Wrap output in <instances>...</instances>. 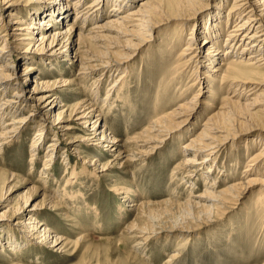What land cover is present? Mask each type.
<instances>
[{
    "label": "bare ground",
    "instance_id": "1",
    "mask_svg": "<svg viewBox=\"0 0 264 264\" xmlns=\"http://www.w3.org/2000/svg\"><path fill=\"white\" fill-rule=\"evenodd\" d=\"M197 1L203 0H140L138 5L132 8L135 0H90L88 3L84 0H74L72 3L68 0L42 2L0 0V148L7 139L12 140L18 137L21 130L18 127L24 125L23 122L26 121L23 111L27 109L32 112L40 111L41 113L42 111L50 118V127L42 128L39 123L34 124L36 130L32 143L29 144V155L32 159L37 153L39 144L50 137L47 145L45 144V155L40 169L42 174L39 178H42L44 183L50 175L48 165L56 156L54 147L62 136L72 130L81 131L80 136L72 140L94 149H101L111 156V159L104 163L97 158L92 160H85L87 159L85 158L82 164L92 165L94 173L105 172L115 165L124 166L128 162L150 154L159 146V143L188 124L190 119L201 118L207 111V107H213V102H210L214 99L211 95L213 91L211 87H215V80L218 77L219 88L227 84V90H230L229 96L222 99L219 109L213 110L204 117L197 133L179 147L183 156L175 165L176 172L171 173L170 178L175 180L177 176H180L190 189L188 198L181 205L185 210L184 215H187L186 220L192 221L191 223L196 224L200 220L212 221L215 217L224 218L240 204L247 192L257 187L255 203L262 211L264 209V0H232L226 11L223 10L226 0H218L214 11L201 20H198L199 12H196L198 9L194 6L198 3ZM193 2L196 3L193 4ZM110 3H112V9L107 8ZM35 4H42V7L35 8ZM24 9L26 11H22ZM57 13L60 15L56 19ZM71 13L74 15L73 20L60 24ZM104 15L107 17L99 20ZM174 20L176 22L173 24L177 26L182 23V26L171 29L172 32L166 37L167 39H164L158 69L164 66L165 68L161 81L155 83L158 84L156 92L159 93H155L154 96V114L141 131L121 142L109 132L110 127L106 124L108 113L106 114L104 109L111 112L125 104L128 99L126 92L131 89H129L128 80L132 77L130 64L134 56L152 42L151 37H154L153 34L159 31L161 26ZM230 20V29L226 31L224 37L223 30L227 28ZM77 21L80 24L74 23ZM89 21L91 23L86 26ZM188 23L193 26L198 24V27L196 26L195 30L192 29L193 31L182 40V27L188 26ZM206 39L209 44L203 46ZM181 43V48L175 53V49ZM23 52H36L45 56L43 60L41 59L42 61H33V57H28V54ZM9 57L14 61L7 63ZM58 58H62L70 66H77L75 75L78 77L93 78L89 91L93 98H88L82 91V97L68 105L60 100L59 89L67 88L66 86L74 82L75 78L70 80L62 77H56L53 80L36 79L40 77L35 73L43 69L48 72L52 70L58 72L55 66V60ZM164 58H172V61L165 65L168 59L164 61ZM218 59L221 62L217 64ZM39 63L41 68L37 65ZM219 72L222 73L217 75ZM33 74L36 77L29 79ZM185 75L191 79V83L187 82L180 91L179 85ZM105 76L106 81L110 77L111 79L105 87L104 96L99 98L101 99L99 107L92 101L97 97V102L98 83L103 81ZM22 77L23 81L19 82ZM163 85H167V90L173 93L180 91L174 96L175 99L172 98L173 100L168 103L164 101L165 99L160 103L162 96L160 90ZM196 85L199 86L190 100L185 99L186 91ZM10 90L12 92L10 96H7L6 93ZM205 93L208 95L202 98ZM255 109L260 113L258 117L261 120H254L256 116L253 110ZM2 121L5 122L2 123ZM235 122H242L246 127L245 130L259 129L260 133L254 141L260 143V147L247 158L241 175L224 187H220L221 181L235 175L228 177L229 173L233 172L231 166L228 169L226 165L222 168L217 164L216 152L228 145H233L238 137L249 132L247 130L237 132V129L233 127ZM74 152L80 153V151ZM61 156L67 159L63 153ZM74 166L72 162L68 173L69 179H73L70 183L76 180L79 174L86 172L82 169L78 171ZM183 170L186 171L181 173ZM15 177V174L5 172L0 185L10 182ZM196 178L202 179L204 183V188L198 194L193 191ZM25 184L28 183L25 181L23 185ZM12 190L13 188H9L7 192L10 193ZM111 190L114 192L113 189ZM126 191L123 187H119L117 194L124 193L123 196H125ZM35 192L37 189L31 186L25 194L33 195ZM64 193L68 198L74 197L72 191ZM173 201L166 199L163 203L170 204ZM149 204L151 203L141 202L137 205L131 202L126 205L133 207L137 212L133 221L124 227L125 233L123 232L125 239L131 242L132 249L128 252V257L136 262H139L138 251H143L140 250V245L162 231L152 226L139 225L138 219L141 218V213L138 211L143 212L142 208L148 207ZM63 207L55 200V196H49L46 193H42L39 203H32L31 198L27 196L22 204L12 206L9 198L2 192L0 209L5 208V210L0 212V216L2 217L5 212L14 213L19 217L26 214L28 221L19 222L20 225L24 224L23 230L27 232V235H13L14 243L12 240L6 244L0 241V253L4 254L3 247H5L9 258L20 259L17 254L28 249L27 247L32 245L30 242L32 240L40 243L41 248H47L51 252L62 255L72 254L86 235L81 234L75 241H71L52 231L47 220L40 219L42 211L49 208L53 213L63 215L66 219L70 218L66 212H63ZM184 223L182 222L180 227L174 225L169 230L188 232L193 225L189 227ZM181 240V242L178 240L174 250L180 249L188 241L187 238ZM70 247L73 249L69 250ZM175 255L176 253H172L170 257ZM82 257L76 264H90L84 256ZM10 264L21 263L12 261Z\"/></svg>",
    "mask_w": 264,
    "mask_h": 264
},
{
    "label": "rangeland",
    "instance_id": "2",
    "mask_svg": "<svg viewBox=\"0 0 264 264\" xmlns=\"http://www.w3.org/2000/svg\"><path fill=\"white\" fill-rule=\"evenodd\" d=\"M38 1L42 2L44 0ZM73 1L68 0L69 3ZM89 1L84 0L85 3ZM139 1L135 0L132 8H135ZM216 1L218 2V0L197 1V4L193 2L195 8L198 9L196 12H199L198 15L200 17L198 20L207 17L214 11ZM231 1L226 0L225 5H223L224 11L229 7ZM35 5V8L42 7V4ZM107 8L112 9V3L108 4ZM22 11H26V9ZM57 14L56 19L60 15L59 13ZM105 17L107 16L104 15L99 20ZM73 18L74 15L71 13L60 24L71 22ZM174 22L176 21L167 22L163 26L158 25L161 27L159 31L153 34L154 37H151L152 42H149L150 44L148 46L143 47L134 56L132 65L130 64V75L132 77L128 80L129 89H131L126 92L128 93V99L125 104L111 112L104 109V112L106 114L108 113L106 116V124L110 127L109 132L119 138L121 142L136 132L141 131V128L147 124L154 114V96L155 93H159L156 92L158 84L155 83L161 81L165 68L164 66V68L158 69V64L161 63L159 58L164 48V39H167L166 37L172 32L171 29L182 26V23L176 26L173 24ZM74 23L77 25L80 24L78 21ZM90 23L91 21L87 22L86 26ZM230 24L231 20L228 22L227 28L223 30L222 36L225 37L226 31L230 29ZM187 25L182 27V40L193 31L192 29L195 30L196 26L198 27V24L193 26L188 23ZM165 43H167L166 40ZM208 44V40L206 39V43L203 46H207ZM181 46L182 43L177 46L174 52H178ZM23 53L28 54V57H33V61H42L45 56L44 54H37L36 52ZM7 59H9L7 63L14 61L10 57ZM58 59L55 60V66L58 72H55V70L48 72L43 69L40 72H36L37 74L35 73L36 76L40 77L36 79L53 80L56 77H62L70 80L75 78L74 82L66 86L67 88L63 87L59 89L61 94L60 100L68 105L80 99L82 97V91L84 94H87L88 98H93V95L91 96V92H89L91 90L90 82L93 78L91 76L78 77L75 75L77 66H70L62 58ZM166 59L168 58H164V61ZM171 59L169 58L165 65L170 63L172 61ZM219 62H221L220 59L217 60V64ZM23 63L22 61L21 64L23 65ZM37 65L41 68V63ZM220 67L223 69L222 66ZM221 73L219 72L217 75ZM35 75H31L29 79H34L36 77ZM106 78L105 76V81L103 80L98 83L97 88L99 94L97 102V97L92 101L99 107L101 105V99L99 98L104 96L105 87L111 79L110 77L106 81ZM23 79V77L20 78L19 82H22ZM187 79L188 77L185 75L182 83L179 85L180 91L185 87L187 82L189 84L191 83V79ZM198 86L196 85L194 88L188 89L184 98L190 100ZM220 87L218 86V77H216L215 87H211L213 89L211 95L214 99L210 102H213V107H207V111L204 112L201 118L195 117L190 119V124L188 123L176 130V132L172 133L173 135L171 134L170 137L162 143H159V146L145 157L137 158L134 161L126 163L124 166L115 165L105 172L94 173L92 170L93 166L90 164L83 165L82 161L85 158H87L85 160L97 158L100 162L104 163L111 159L109 153L72 140V138L74 139L80 136L81 131L72 130L71 132H67L59 139L53 149L56 156L51 164L48 165L50 175L45 183L39 177L42 174L40 169L45 155V144L49 141L50 137L39 144L37 153L32 159L30 157L31 155H29V144L32 143L31 140L36 130L34 124L38 125L39 123L42 128H49L50 118L42 111L41 113L40 111L32 112L28 109L23 111L26 121L23 122L24 125L18 127V129H21L18 137H15V140L7 139L6 143L0 148V181L3 180L5 172L16 175L10 182L0 185V196L2 192L5 193L12 206L22 204L27 196L31 198L32 203L41 202L42 193L53 197L55 196V200L59 205L64 206L62 208L63 212H66L70 217L68 219L71 220L69 221L63 215L53 213L50 208H47L48 210L45 211L39 210L42 211L40 219L47 220L48 226L52 231L63 235L71 241H75L77 236L81 234L86 235V237L77 245L76 250L69 255L51 252L47 248H41L40 243L30 240L32 245H29L27 247L28 249H24L17 254L20 259H14L9 258V255L6 254L5 247L2 246L4 254L2 255L0 253V264H10L12 261L14 263L20 262L21 264H76L83 258L82 256L90 264H264V209L260 211L259 206L255 203L258 187L255 190L247 192L241 199L240 204L225 215L224 218L219 219L215 217L212 221L205 222L200 220L194 224V222L191 223L192 221L186 220L187 215H184L185 210L181 205L188 198L190 189L180 176H177L175 180H171L170 178L176 172L174 169L175 165L183 156L181 148L179 147L197 133L204 117L213 110L219 109L222 99L225 96H229L228 91L230 90H227L228 85L223 84ZM179 90L173 93L167 90V85H163L162 90H160V94H162L160 103L164 99L167 103L175 99L174 96L179 94ZM11 92L12 90L7 92L6 95L10 96ZM206 95L208 93H205V96H202V98H206ZM207 99L209 98L207 97ZM116 103L114 104L116 105ZM157 106H155V109H157ZM257 109L253 110L256 116L254 118L255 121L261 120L258 117L260 113L256 111ZM233 127L237 129V132L249 131V129L245 130L246 127H244L242 122H235V126ZM258 130L249 131L244 136L241 135L235 140L233 145L231 144L232 146L228 145L223 150L216 152L218 154L216 157L217 164L222 168L226 165L228 169L231 166L233 172L231 174L229 173L228 177L235 175L221 181L220 187H224L227 183L238 178L241 175V170L244 168L247 158L260 147V143H255L254 141L255 137L260 133ZM74 151H80V153ZM61 153L67 159H63ZM72 162L75 164L74 167L75 169L77 168L76 170L79 171V169H82L86 172L81 175L79 174L77 179L70 183V180L72 181L73 179H69L68 173ZM32 165L33 167L30 168ZM185 171L183 170L181 173ZM199 179L196 178L195 180L196 185L193 189L195 194H198L204 188L202 179ZM25 181L28 184L23 185ZM31 186L37 189V192L33 194L34 196L30 193L25 194L26 190ZM15 187H17V190ZM119 187L127 190L125 196H123L124 193L117 194ZM9 188H13L10 193L7 192ZM63 191L74 192V197L68 198ZM166 199L174 201L170 204H165L163 200ZM131 202L137 205L141 202L151 203L148 207L142 208L143 212L141 210L138 211L141 213V218L138 219L139 225L146 227L152 226L158 230H162L140 245V250L143 251H138L139 258L137 259L139 262L133 261L128 257V252L132 249L130 246L131 242L129 239H125L124 234V227L133 221L137 214L133 207L126 206ZM4 210L5 208H1L0 212ZM26 218H28L26 214L23 217H19L11 212H5L2 217L0 216V241L6 244L12 240V243H14L13 235L23 234L26 236L27 232L23 230L25 228L23 227L24 224H19L21 221L27 222L28 220ZM182 222L188 224L189 227L193 226L188 229V232L169 230L174 225L175 227H180ZM183 238L188 239L187 243L183 244L181 248L179 247L180 249L174 250L178 242H181ZM68 249L72 250L73 248L70 247ZM172 253H176V255L170 257Z\"/></svg>",
    "mask_w": 264,
    "mask_h": 264
}]
</instances>
